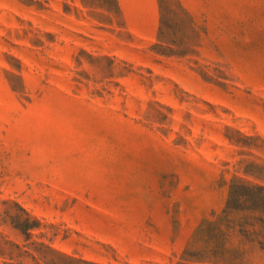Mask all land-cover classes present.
I'll return each instance as SVG.
<instances>
[{
  "label": "rangeland",
  "instance_id": "rangeland-1",
  "mask_svg": "<svg viewBox=\"0 0 264 264\" xmlns=\"http://www.w3.org/2000/svg\"><path fill=\"white\" fill-rule=\"evenodd\" d=\"M0 264H264V0H0Z\"/></svg>",
  "mask_w": 264,
  "mask_h": 264
},
{
  "label": "trees",
  "instance_id": "trees-1",
  "mask_svg": "<svg viewBox=\"0 0 264 264\" xmlns=\"http://www.w3.org/2000/svg\"><path fill=\"white\" fill-rule=\"evenodd\" d=\"M32 227H33L32 225H27V226H26V230H27V229H30V228H32Z\"/></svg>",
  "mask_w": 264,
  "mask_h": 264
}]
</instances>
